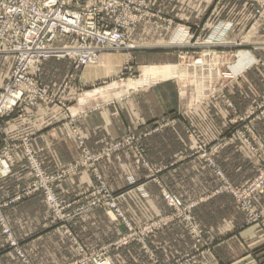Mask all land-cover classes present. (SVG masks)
Here are the masks:
<instances>
[{
	"label": "crops",
	"instance_id": "0c3cea01",
	"mask_svg": "<svg viewBox=\"0 0 264 264\" xmlns=\"http://www.w3.org/2000/svg\"><path fill=\"white\" fill-rule=\"evenodd\" d=\"M153 4L155 10L175 24L197 25L209 20L212 23L231 22L235 24L234 37L239 35L240 24L245 25L243 32L248 27L247 36L253 46L245 53L240 52L237 58H231L230 73L236 72L238 78L227 82L226 88L230 90L226 91L240 114L264 96V45L259 42L264 43V20L249 27L253 10L248 3L243 0H154ZM224 9H228L226 14ZM56 41L75 43L74 38L65 36H58ZM210 54L201 55L196 61L182 59L179 63L170 60L163 64L146 56L134 55L141 78L128 79L125 89L136 92L111 104L103 100L117 97L115 95L119 92L115 89L85 91L96 82L110 80L117 75L124 63V55L103 54L97 65L77 70H73L68 59L47 60L43 64L41 78L50 82L52 88L63 84L66 93L62 100L68 111L57 103H41L24 112L14 111L3 121L2 137L15 144L27 138L43 168L47 172L56 170L78 160L81 147L91 152L101 151L125 133L141 134L148 122L175 111L181 104L175 77H181L183 83L186 78L195 90L192 93L202 95L210 80L209 75L218 63L213 60L218 55ZM10 67L11 62L0 58L1 84ZM196 73L201 74L199 79ZM227 74L229 72L223 73ZM160 79L162 81H158ZM99 102L103 103L97 106ZM229 116L230 111L222 100H207L188 118L183 116L170 128L143 139L150 159L157 165L168 166L158 177L160 183L184 199L197 198L216 183L213 172L203 161L179 158L190 153V141L185 134L187 120L197 124L210 141L224 136L215 157L218 165L234 184L249 181L261 166L250 146L259 152L264 151V116L254 123L252 133L248 134V144L228 132ZM195 120L198 122H193ZM134 160V155L125 149L99 161L97 167L109 188L120 195L119 203L126 216L134 224H142L166 214L168 208L156 182L145 183L144 193L129 190L132 179L135 183L143 180L142 174L132 169ZM29 180L30 172L22 153L15 151L11 174L0 180V196L13 193ZM93 183L92 173L85 170L60 180L55 184V190L60 196L74 200L84 195ZM254 206L261 218L252 223L247 222L246 214L229 195L211 197L197 206L194 216L215 245L211 252L201 253L186 264H264V192L255 196ZM4 216L13 235L20 241L26 259L33 264H62L65 259L76 257L78 248L95 251L125 232L120 220L106 210L96 208L71 223L69 228L76 237L73 240L66 235V226L54 222L40 193L7 207ZM146 244L161 262H166L188 250L191 238L182 224L174 222L149 235ZM109 255L112 264H147L149 257L145 249L134 241L112 248ZM0 264H21L14 252L7 248V240L1 232Z\"/></svg>",
	"mask_w": 264,
	"mask_h": 264
},
{
	"label": "rangeland",
	"instance_id": "374dc122",
	"mask_svg": "<svg viewBox=\"0 0 264 264\" xmlns=\"http://www.w3.org/2000/svg\"><path fill=\"white\" fill-rule=\"evenodd\" d=\"M150 1L151 4L149 6V11L145 17V20L139 21L136 27L133 29V31L132 30L130 31V37L128 38V42L130 45H132V48L127 50L122 49V50L102 51L98 56L97 62L92 64V65H97L99 63L100 56L103 54L111 53L114 56L124 55V63L122 65L121 70L118 72L117 75L113 76L110 80H102L96 82L90 87H87L86 89L87 91H85L86 93L93 91L97 88L106 89L109 87L112 88V90L115 89L116 92H119L118 94L115 95V96L118 95L117 97L113 96L108 100H103L109 104L114 103L116 99L127 97L129 95L134 94V92H136L135 90L125 89L126 87L125 82L128 79L136 80L141 78L140 77L141 72L138 70L139 67H136L133 59L134 55L137 54L138 57L146 56L150 58L152 61L157 60L156 62H161L163 64L170 60H175V62L179 61V63L182 61V59L184 60L189 59L196 61L201 57V55L207 56V54L213 53L214 55H218L217 57L215 56V59L213 58V60L218 63H216V67L214 68V71L211 72V74L209 75L210 80L206 84L204 88V93L202 95L199 96L193 94L192 91L195 90L191 88L192 86H190L189 82H187L188 80L185 78V83H183L181 77L177 76L175 77L176 86H177L176 92L181 104L179 103V106L175 111L167 113L160 118H156L148 122L145 125V129L143 132H141V134H135L130 132L125 133L119 139L110 142L101 151L91 152L81 147L82 153H81V157L78 160L70 162L67 165H64L56 170L48 172V175L56 177V180L54 181L55 184L71 174L79 173L85 170L92 173L93 175L94 183L91 185L89 190H87V192L84 193V195H82L78 199L71 200L64 196H60L55 190L58 197L66 199L67 200L66 202L68 203L69 201L70 204V205L68 204L67 208L62 211V214L64 216L62 217V219L60 218L61 216L59 217L57 214H55L54 210H52L45 202L47 206V211L53 217L54 222L58 225L66 226L67 230L65 231V233L71 239L75 240L76 238L73 231L69 228V226H71V223L76 218L96 208H101L106 210V212L110 213L115 218L120 220V222L125 226V232L122 233L119 237H117V239L112 241L110 244L90 252L80 247L78 248L79 253L76 257H73L71 259H65L62 264H95V262L100 264V261L102 260L104 261L108 260L109 263L112 264V260L109 255L111 249L119 248L123 245H126L130 241L138 242L148 253L149 257L147 264H186L192 259H195L201 253L203 254V253L211 252L214 248L215 241L207 237L206 230L202 227V225L194 216V210L196 209V207L211 197H217L221 195L231 196L235 201V203L239 206V208L246 214L248 223L258 221L261 218L259 213L255 209L254 198L256 195L264 192V185L260 184L259 186H257L256 190L252 193L250 197L252 212L255 215L253 217L245 206V203L249 200V197L243 199L240 198L239 195L247 193L250 190L249 187L251 186L252 182L260 175H263L264 151L259 152L256 150L255 147L250 146L251 151L256 153L258 157V161L261 166L257 170L256 174L249 181L241 185L234 184L226 176L224 171L218 165L215 158L216 154L218 153V150L223 144V139H225V137L221 136L215 139L214 141H210L200 131L197 124L195 125L194 123H191L189 120H187L185 122V134L190 141L189 144L190 153H187L184 156H180L179 158L180 159L191 158V159H199L203 161V163L207 167H209L213 172L216 179V183L207 193L200 195L197 198L184 199L181 196L177 195L176 193L171 192L166 186L160 183L158 177L160 173H162V171H164L165 168H167L168 166L167 165L160 166L157 165V163H154L150 159V155L148 154L147 148L145 146V142L142 141L143 139L147 138L148 136L154 133H159L167 128H170L172 124H174L177 121V119L179 118L182 119L183 116L188 118L189 115H191L199 105H204L207 100L219 98L220 100L223 101L225 106L230 111V116L227 120L228 132L241 139L244 143L248 144L249 142L248 134L252 133L254 129V123L257 120H259L262 116H264V96H262L257 102H255L252 108L240 114L238 113L239 111L235 107L234 103L228 97L229 95L227 94L226 91V90H230L229 88H226L227 87L226 85H228L227 82L232 79L238 78V74L236 72L230 73L231 72L230 69H232L229 66L231 64V58L232 57L234 59L237 58L236 55L240 54V52L245 53L250 46H253L252 41H249L247 36L248 27H245L246 29L243 32V28L245 25L240 24L241 30L240 31L238 30L239 35L237 37H234L233 30L235 28V24L231 22L212 23L213 21L209 20L206 23L197 24V25L175 24L173 21H171L170 18H167L166 16L162 15V13L154 9L153 7L154 0H150ZM243 1L248 3L253 10V17L251 19L249 27L257 26L261 22H263L264 15L260 19L259 18L256 19L255 4L252 3L250 0H243ZM225 11H228V9H224V13L226 14ZM227 14L232 15L231 12L230 13L227 12ZM177 27L186 28L190 35L185 36L182 39L179 38ZM58 36L61 35L56 36L54 45L55 46L66 45V44H61L59 41H56ZM65 37L67 36L65 35ZM259 42H261L260 44L261 46L264 45L262 41ZM50 59H57V58H49L47 60ZM58 59L60 60L68 59L69 61H71V59L65 57ZM1 60L7 61L9 63L11 62V67L8 71V75H6L7 77L5 76L6 78L3 81V83L2 84L0 83L1 84L0 92L4 91V88L7 85L9 79V74L13 67V61L11 59L1 58ZM47 60H45L44 62H46ZM126 61L128 62V64H126L127 63ZM71 63L73 70H77L76 68H74L72 61ZM43 64L41 68L40 78L42 77ZM224 72H229V74H227V76L223 75ZM199 75L201 74L196 73L197 79L200 78ZM70 76H72V74ZM40 80H41L40 82L41 85L47 87L48 94L52 97L51 100L47 102V104L57 103L58 105L63 106V108L65 107V109L68 111V108H66L67 106H65L64 100H62L66 93V88H63V84L56 85L54 86V88H52L50 82H45L46 80H42V78ZM158 81H162V79ZM144 87H146V85L141 86L140 89ZM207 92L209 93L206 94ZM199 97H202V99L197 100ZM183 100L186 101L183 102ZM102 103L103 102H99L97 106L101 105ZM35 107H31V108H35ZM27 109H29V107ZM25 110L23 111L17 110V111L24 112ZM13 112L4 115L0 120V129H1L0 146L4 145L5 143L13 145L14 150L11 152V156H12L11 172H12V166L14 164V153L15 151H21L26 167L30 172V180H31V167L30 165H28L29 163H27L28 160L25 156V149H24V145L26 143L29 146L28 139L23 138L21 139V142L19 144H15V143L7 142L2 137L3 121L5 117L9 116ZM193 122H198V121L195 120ZM108 148L109 149L111 148V150L107 151ZM125 149H127L134 155L135 164L133 163L131 164L134 166L132 169L138 173L140 172V174H142L143 177V180L140 181L139 183H135V181L132 179L130 181L131 185H129L128 187L129 190H135L137 192L144 193L142 188H144L145 183L150 181L156 182V184L159 186V192L161 198L163 199V201L165 202L168 208V212L166 214L158 216L142 224H134L131 221V219L126 216L125 212L123 211L119 203L120 195L113 192L109 188V186L105 181V178L100 173V170L97 167L99 161L111 157L114 154ZM34 157L37 158L36 159L37 161H39L36 153H34ZM29 181L27 183H29ZM27 183H25L24 185H26ZM24 185L20 186L16 190H19ZM53 188L55 189V185ZM163 191H167L170 194L177 196L181 201L180 202L181 205L185 204L186 206L192 202L196 203V205L192 209H188V211L186 212L180 210L178 211L176 207H173L169 205L168 202H166L163 196ZM37 193L40 192H35L33 194H37ZM33 194H30L28 196H31ZM94 198H98L101 203L97 207L89 208L87 204L89 203L90 200H93ZM6 208H4V210ZM4 210H3V214H4ZM174 222L180 223L184 226L187 233L190 235L191 246L184 253L172 258V260L161 262V260H159L157 256H155V254L152 252V250H150L149 247L147 246L146 244L147 238L149 237V235L151 236L153 234H156L158 231H160L162 228L167 226L169 223H174ZM10 231L13 239L16 242V246H12L8 235L4 234L0 228L1 234L7 240V248L14 252V254L19 258L21 264H33L30 261V259H26V255L23 251V248L21 247L20 241L13 235L11 228ZM19 251L22 255L19 254ZM91 256H93L95 259H87L88 257Z\"/></svg>",
	"mask_w": 264,
	"mask_h": 264
},
{
	"label": "built area",
	"instance_id": "2783aa9c",
	"mask_svg": "<svg viewBox=\"0 0 264 264\" xmlns=\"http://www.w3.org/2000/svg\"><path fill=\"white\" fill-rule=\"evenodd\" d=\"M250 1L256 6V19H260L264 15V0ZM150 4V0H0V57L13 61L7 85L0 92V120L10 112L23 111L51 100L47 87L40 83L45 60L69 58L74 68L79 69L96 63L102 51L132 48L128 42L130 31L139 21L145 20ZM177 32L181 39L190 35L184 27H179ZM57 35L72 37L75 43L55 46ZM24 149L31 167V180L19 190L0 196V228L8 235L12 246H16V242L3 214L4 208L40 192L62 219V211L69 204L58 197L53 188L56 177L48 175L27 143ZM13 150V145L8 143L0 146V179L11 173ZM260 184L264 185V170L263 175L252 182L250 190L239 195L243 199L249 197L245 206L252 217L255 215L250 197ZM163 196L178 211L186 212L196 205L194 202L181 205L180 199L167 191H163ZM100 203L94 198L87 206L93 208ZM19 254L22 255L20 251ZM100 264L110 263L102 260Z\"/></svg>",
	"mask_w": 264,
	"mask_h": 264
}]
</instances>
